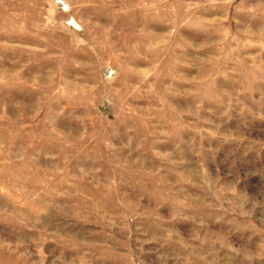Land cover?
<instances>
[{"label":"rangeland","instance_id":"obj_1","mask_svg":"<svg viewBox=\"0 0 264 264\" xmlns=\"http://www.w3.org/2000/svg\"><path fill=\"white\" fill-rule=\"evenodd\" d=\"M0 264H264V0H0Z\"/></svg>","mask_w":264,"mask_h":264}]
</instances>
